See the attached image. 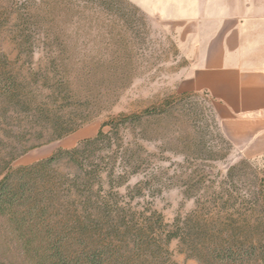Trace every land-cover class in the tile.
Here are the masks:
<instances>
[{"label": "rangeland", "instance_id": "374dc122", "mask_svg": "<svg viewBox=\"0 0 264 264\" xmlns=\"http://www.w3.org/2000/svg\"><path fill=\"white\" fill-rule=\"evenodd\" d=\"M195 41L128 0H0V181L37 165L45 212L28 222L49 233L31 242L133 261L148 226L163 253L147 264H264V163L182 91ZM11 230L0 220V259L16 264Z\"/></svg>", "mask_w": 264, "mask_h": 264}, {"label": "crops", "instance_id": "0c3cea01", "mask_svg": "<svg viewBox=\"0 0 264 264\" xmlns=\"http://www.w3.org/2000/svg\"><path fill=\"white\" fill-rule=\"evenodd\" d=\"M145 15L192 28L182 91L213 101L225 137L264 163V0H128Z\"/></svg>", "mask_w": 264, "mask_h": 264}, {"label": "trees", "instance_id": "16d2710c", "mask_svg": "<svg viewBox=\"0 0 264 264\" xmlns=\"http://www.w3.org/2000/svg\"><path fill=\"white\" fill-rule=\"evenodd\" d=\"M103 125L98 131V137L103 135ZM79 152L78 149H73L71 152H66L70 157ZM56 161V157L39 164L38 167L45 168ZM37 165L28 170H22L19 173L18 184L11 190L8 184V178L5 177L0 181V220L7 223L12 230L9 233L12 237L19 239L18 254L20 259L16 264H147L155 257L158 258L163 253L159 244V240L152 236L150 227H142L136 230L134 234L135 249L137 251V258L135 260L126 259L122 256H116L114 252L110 251L109 246L94 249L88 253H78L77 256H72L65 252V255L59 252V247L56 243L50 240L40 242H31V237L40 235L41 233H49V225L41 227V231L34 229L28 220L33 221L37 215H43L44 208L38 206L36 202L30 203L35 199L33 191L26 186V179L33 177L34 169ZM33 172V173H32ZM24 181V182H23ZM30 200V201H29ZM25 208V210H24ZM29 229L27 232L26 229ZM154 232V231H153ZM174 235L167 236V241L173 238ZM0 264H9L0 259Z\"/></svg>", "mask_w": 264, "mask_h": 264}]
</instances>
